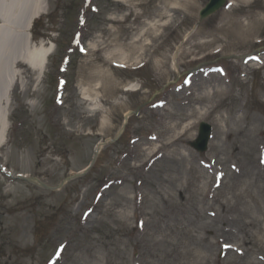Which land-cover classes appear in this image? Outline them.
Returning <instances> with one entry per match:
<instances>
[{
	"label": "rangeland",
	"instance_id": "1",
	"mask_svg": "<svg viewBox=\"0 0 264 264\" xmlns=\"http://www.w3.org/2000/svg\"><path fill=\"white\" fill-rule=\"evenodd\" d=\"M169 1L45 0L30 33L53 52L39 81L16 89L0 150V264H239L223 244L261 264L245 224L264 229V62H246L264 61V0H230L203 20L207 0H186L189 12ZM152 23L167 25L155 36ZM79 33L92 55L73 48ZM191 71L199 79L180 91ZM202 120L212 139L199 153L189 142ZM92 160L59 190L16 177L57 186Z\"/></svg>",
	"mask_w": 264,
	"mask_h": 264
},
{
	"label": "bare ground",
	"instance_id": "2",
	"mask_svg": "<svg viewBox=\"0 0 264 264\" xmlns=\"http://www.w3.org/2000/svg\"><path fill=\"white\" fill-rule=\"evenodd\" d=\"M187 1L173 0L169 1L168 3L183 7L189 12L193 10L191 5L192 3H189ZM117 5L119 6L121 4L117 3ZM47 10L48 4L45 2V0H0V150L4 147L7 141L8 129L10 124L8 121V117L10 114V107L12 105V99L13 96H15L16 89H21V85H23L25 91V86L28 83L30 84L31 80H33L34 82L39 81L46 70L48 57L52 53V47L49 46L48 43L35 42V37L33 35H30V25L33 19L46 13ZM172 10L177 9L169 7L167 14L162 15L161 17L168 19V22H170L173 16L172 14H170V11ZM232 11L233 10H231L230 13ZM246 15L249 22H253L255 17L258 18L255 23H250V25L254 26V24H257V22L262 23L260 21L261 19L259 13H254L250 10ZM227 16L228 17L226 21L228 22L229 14H227ZM226 24L227 23H222L219 28L221 29L222 34L229 35L233 29L228 27L224 30L223 27ZM166 25L167 24L165 23L161 26L156 23H152L150 24L147 31H152L154 34L156 33V36L160 30V27L162 28ZM131 29V25L129 27H126V33L129 34V30ZM215 32L217 31L215 28H213L210 33ZM133 44H135V41ZM90 49L91 51H94L93 46ZM139 49H142L143 51V48H139L138 46L134 48L132 55L134 54V52H136L137 54ZM143 52L141 53V55L143 54ZM89 54L90 53H88L87 55ZM107 54L108 56L111 55V53ZM123 60L124 58L119 61L121 63H124L125 61ZM34 75L36 76L33 77ZM198 79V77L194 78V80ZM125 89L134 90L136 89V86L134 85L130 87V85H127ZM83 96L84 98H86V100L90 99L87 97L86 92H83ZM185 106L187 105L183 106V103H180L179 105V107ZM188 108L189 107L187 106L185 108H182L181 110L186 111ZM189 112L193 114L195 113V110H193L192 112L191 110H189ZM98 147L100 149L102 145ZM262 217L264 218V215H262ZM256 224L261 223H259L252 217L248 222H246L245 229L247 230L249 228H252L250 239L252 238L253 244L256 246V249L258 251L259 249L261 251H264V229L261 228L260 231H257L254 228ZM247 251H251V248Z\"/></svg>",
	"mask_w": 264,
	"mask_h": 264
},
{
	"label": "water",
	"instance_id": "3",
	"mask_svg": "<svg viewBox=\"0 0 264 264\" xmlns=\"http://www.w3.org/2000/svg\"><path fill=\"white\" fill-rule=\"evenodd\" d=\"M224 0H211L207 5L206 9L202 11L203 14H206L216 8V6L221 5Z\"/></svg>",
	"mask_w": 264,
	"mask_h": 264
}]
</instances>
